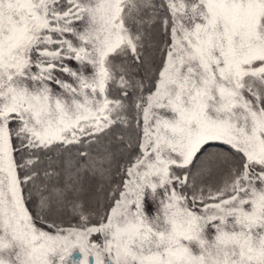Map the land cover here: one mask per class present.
<instances>
[{
  "label": "snow or ice",
  "instance_id": "1",
  "mask_svg": "<svg viewBox=\"0 0 264 264\" xmlns=\"http://www.w3.org/2000/svg\"><path fill=\"white\" fill-rule=\"evenodd\" d=\"M0 264H264V0H0Z\"/></svg>",
  "mask_w": 264,
  "mask_h": 264
}]
</instances>
